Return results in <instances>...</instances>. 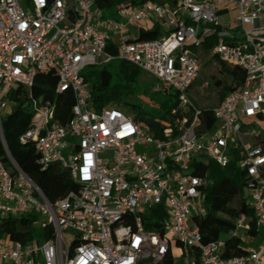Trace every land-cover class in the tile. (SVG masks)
I'll list each match as a JSON object with an SVG mask.
<instances>
[{
  "label": "built area",
  "instance_id": "built-area-1",
  "mask_svg": "<svg viewBox=\"0 0 264 264\" xmlns=\"http://www.w3.org/2000/svg\"><path fill=\"white\" fill-rule=\"evenodd\" d=\"M25 1L27 7L0 0V264H176V257L184 264H264V242L226 258L225 237L204 244L195 222L207 214L210 181L202 166L237 160L259 235L264 228V136L257 128L264 122V0L125 3L117 19L94 0ZM225 7L237 11V24L217 31ZM157 26L167 32L161 39L138 40ZM212 34L219 38L213 56L243 70L245 80L213 108L215 127L200 132L204 111L188 93L201 73L197 52ZM114 61L133 64L159 82L158 92L178 96L162 139L118 106L92 109L82 73ZM47 71L57 75V94L73 92L72 119L62 126L54 102L34 100L20 142L34 148L43 169L59 165L79 185L55 203L14 161L2 116L11 91L30 90ZM161 208L167 220L160 231H146L144 217ZM30 215L37 228L51 226L54 238L23 244L1 233L3 219ZM248 229L240 223L232 234Z\"/></svg>",
  "mask_w": 264,
  "mask_h": 264
},
{
  "label": "trees",
  "instance_id": "trees-1",
  "mask_svg": "<svg viewBox=\"0 0 264 264\" xmlns=\"http://www.w3.org/2000/svg\"><path fill=\"white\" fill-rule=\"evenodd\" d=\"M146 1L164 4L160 0H94V3L97 8L104 12L105 17H108L111 16L109 15L111 12L117 11L121 4H141ZM166 1H169L170 5L175 4V0ZM215 28L217 31L222 30V26ZM165 33L167 32L157 26L151 30H142L138 40H159ZM218 43V36L212 34L205 38L201 49L212 52ZM107 51L112 55H117V50L113 46H109ZM213 59L220 66V74L228 78L226 84L220 80L216 82V86L221 88L219 102L221 103L227 95L241 89L245 80V72L239 68L226 65L215 56ZM82 76L91 93L92 109L100 110L106 106H118L126 114L132 116L156 140L162 139L165 123L169 122L171 111L179 105L177 95L170 94L165 103L158 104L157 112L160 115L157 117L154 113L148 112L142 104L132 101L142 76V72L133 64L114 61L98 67H89L83 71ZM57 84L58 78L54 72H39L30 90H26L22 86L12 90L9 98L16 103V108L3 121L4 137L14 161L40 187L51 203L64 199L72 191H77L79 185L74 182L70 172L62 169L59 165H51L43 169L38 163V155L34 148L22 144L20 137L31 124L33 118L31 107L34 100L54 102L56 105L54 121L62 126H67L70 122L75 105L74 94L71 90L57 94ZM213 108L202 109L204 114L200 132L215 127ZM200 173L202 175L207 174L210 181L204 192L207 214L195 220L200 227L203 243L208 244L225 237L226 250L224 256L226 258L244 254L249 242L257 239L259 234L253 210L247 204L246 179L243 171L239 169L237 160H235L226 168H221L211 162L208 166H202ZM166 220L165 209L164 211L163 208L155 210L144 217V229L146 231H160ZM36 221L37 217L34 215L5 218L2 220L1 233L10 235L13 242L23 244H27L36 238L41 240L54 238L51 226L42 230L35 226ZM240 223H248L249 229L242 235L234 236L232 233L235 232ZM171 263V258L164 262V264Z\"/></svg>",
  "mask_w": 264,
  "mask_h": 264
},
{
  "label": "rangeland",
  "instance_id": "rangeland-1",
  "mask_svg": "<svg viewBox=\"0 0 264 264\" xmlns=\"http://www.w3.org/2000/svg\"><path fill=\"white\" fill-rule=\"evenodd\" d=\"M23 6L27 7L25 0H21ZM108 17L118 18L117 11L111 12ZM219 22L222 29H231L237 24L236 15L234 12H227L223 17H219ZM198 59L201 63V73L196 82L193 84L192 88L188 93L189 100L198 109H209L217 106L220 102V91L221 88L216 86V82L220 80L223 84L228 82V78L221 75L219 70L220 66L213 59L212 52L205 51L201 49L197 52ZM159 82L149 76L146 73H142L141 79L137 84L136 95L132 99L133 102H138L148 111L154 113L157 117L160 115L158 111V104L165 103L169 99V95H163L158 92ZM16 103L10 98L7 100V108L2 111L3 120H6L15 110ZM257 128L262 132L264 136V122L259 121ZM77 142V140H75ZM72 232H68L66 235V241L70 243ZM39 240V238H36ZM264 242V228L262 229V234L258 236L257 239L249 242L248 247H254L260 245ZM178 247H176V255H179ZM176 264H184V259L178 257L175 258Z\"/></svg>",
  "mask_w": 264,
  "mask_h": 264
},
{
  "label": "crops",
  "instance_id": "crops-1",
  "mask_svg": "<svg viewBox=\"0 0 264 264\" xmlns=\"http://www.w3.org/2000/svg\"><path fill=\"white\" fill-rule=\"evenodd\" d=\"M160 1H162V2H164V4H170V2L169 1H166V0H160ZM166 2V3H165ZM156 3H159V2H156ZM160 4V3H159ZM163 5V4H162ZM234 12L235 13V15H236V20H238V13H237V11L234 9V8H232V7H225V8H222L221 9V11H220V13H219V17H223V15H225L227 12ZM221 25V24H220ZM205 40V39H204Z\"/></svg>",
  "mask_w": 264,
  "mask_h": 264
}]
</instances>
